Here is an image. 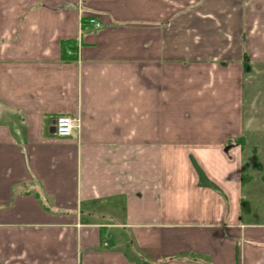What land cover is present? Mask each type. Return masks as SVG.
I'll use <instances>...</instances> for the list:
<instances>
[{
	"label": "crops",
	"instance_id": "0c3cea01",
	"mask_svg": "<svg viewBox=\"0 0 264 264\" xmlns=\"http://www.w3.org/2000/svg\"><path fill=\"white\" fill-rule=\"evenodd\" d=\"M257 201L264 0H0V264H264Z\"/></svg>",
	"mask_w": 264,
	"mask_h": 264
},
{
	"label": "built area",
	"instance_id": "2783aa9c",
	"mask_svg": "<svg viewBox=\"0 0 264 264\" xmlns=\"http://www.w3.org/2000/svg\"><path fill=\"white\" fill-rule=\"evenodd\" d=\"M86 26L88 30H98L100 24L93 18L87 21ZM69 55L73 54L68 52ZM78 121L69 116H58L53 123L54 132L53 135L58 139L68 138L72 135L73 131L77 128Z\"/></svg>",
	"mask_w": 264,
	"mask_h": 264
},
{
	"label": "rangeland",
	"instance_id": "374dc122",
	"mask_svg": "<svg viewBox=\"0 0 264 264\" xmlns=\"http://www.w3.org/2000/svg\"><path fill=\"white\" fill-rule=\"evenodd\" d=\"M248 173H251V168H249L248 170ZM250 209H252L254 212H260V211H264V202L261 201V202H256V203H252L250 205Z\"/></svg>",
	"mask_w": 264,
	"mask_h": 264
},
{
	"label": "trees",
	"instance_id": "16d2710c",
	"mask_svg": "<svg viewBox=\"0 0 264 264\" xmlns=\"http://www.w3.org/2000/svg\"><path fill=\"white\" fill-rule=\"evenodd\" d=\"M67 48V47H66ZM71 49H73V48H71V47H69V48H67V49H64V55H63V58L64 59H72L73 57H75V56H73V54H71L70 56H69V54H68V52H70L69 50H71ZM246 66V65H245Z\"/></svg>",
	"mask_w": 264,
	"mask_h": 264
},
{
	"label": "water",
	"instance_id": "95a60500",
	"mask_svg": "<svg viewBox=\"0 0 264 264\" xmlns=\"http://www.w3.org/2000/svg\"><path fill=\"white\" fill-rule=\"evenodd\" d=\"M53 132H54V128H53V126H52V128H51V133L53 134Z\"/></svg>",
	"mask_w": 264,
	"mask_h": 264
}]
</instances>
